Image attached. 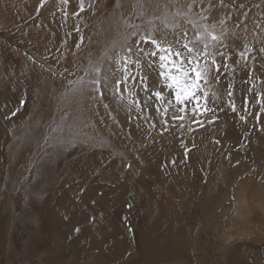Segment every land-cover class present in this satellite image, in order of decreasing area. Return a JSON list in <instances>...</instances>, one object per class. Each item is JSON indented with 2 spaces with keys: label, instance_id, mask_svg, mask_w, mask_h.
I'll use <instances>...</instances> for the list:
<instances>
[{
  "label": "rangeland",
  "instance_id": "obj_1",
  "mask_svg": "<svg viewBox=\"0 0 264 264\" xmlns=\"http://www.w3.org/2000/svg\"><path fill=\"white\" fill-rule=\"evenodd\" d=\"M116 2L83 0L80 11L81 0H0V264H264L258 198L245 228L235 219L231 229L225 211L238 187L264 192V113L255 103L264 93V0ZM189 4L195 19L225 21L219 83L209 89L219 98H209L215 111L199 117L203 127H172L170 109L165 130L159 102L146 105L138 82L113 88L123 75L116 61L135 31L129 24L162 28L158 18ZM98 62L111 76L102 96L75 83ZM137 71L150 87L158 79L146 62ZM192 163L202 177L186 197ZM210 229L241 240L219 246Z\"/></svg>",
  "mask_w": 264,
  "mask_h": 264
},
{
  "label": "snow or ice",
  "instance_id": "obj_2",
  "mask_svg": "<svg viewBox=\"0 0 264 264\" xmlns=\"http://www.w3.org/2000/svg\"><path fill=\"white\" fill-rule=\"evenodd\" d=\"M67 2V0H65ZM224 4V0H220ZM119 7V0L116 2ZM80 11H84L83 0H81ZM79 15V13H75ZM141 17L143 13L140 14ZM172 19L169 20L165 15L160 19L162 28L158 27L153 20L147 21V27L141 25L129 24L130 28L135 31L126 34L123 39L125 41V49L122 55H119L116 64L117 70L122 71L123 75L120 79L113 82V88L121 91V85H126L131 79L138 82L146 93H149L145 104L155 98L159 104L156 111L161 116V123L167 130L169 125L168 113L172 110L171 120L172 127L185 129V121L191 120L203 127V121L199 119L208 111H215L209 108V98L218 99V95L214 91H210L211 83H219V76L214 75V71L219 73L221 64L218 63L216 57H224L225 53L219 51L218 46L223 43L225 21L217 20L210 22V17L201 15L200 19H195L193 15V4L188 5L187 12L177 10L172 13ZM191 25L194 35H189V30L179 22ZM205 21V22H201ZM170 30V31H168ZM171 35V39H169ZM129 37L135 39L129 43ZM144 45H148L145 47ZM246 51H241L239 56L246 59ZM264 51V49H261ZM110 59L106 56L101 57ZM159 69L158 79L153 82L151 87L148 84V76L137 71L136 76H132L131 72L141 69L143 66ZM227 67V64L224 65ZM114 75V73H112ZM84 76L91 77L85 81L83 77L79 78L75 83L78 85L90 84L91 91L103 95V90L109 86L111 78L108 71L104 70L98 62L89 66L84 70ZM138 78V79H137ZM165 89L170 95H165ZM132 95H135L132 93ZM229 107L232 112H237L236 101L231 99L233 91L231 86L227 91ZM137 110H140V101L134 100ZM255 103L259 104V113H264V93H257ZM189 105H191L189 107ZM249 101L247 98L243 101L244 111L248 110ZM259 114L256 119L259 120ZM240 121L246 122L245 115L239 116ZM154 126V125H153ZM188 130H191L189 126ZM183 146V145H182ZM187 156V151L185 152ZM174 164L175 161H172ZM76 231H79L77 229Z\"/></svg>",
  "mask_w": 264,
  "mask_h": 264
},
{
  "label": "bare ground",
  "instance_id": "obj_3",
  "mask_svg": "<svg viewBox=\"0 0 264 264\" xmlns=\"http://www.w3.org/2000/svg\"><path fill=\"white\" fill-rule=\"evenodd\" d=\"M192 164L196 171L190 168L188 172L189 173L188 180L184 182L186 183L185 184L186 187L188 186V189H190L189 191H185L186 197H188L187 195H189L190 192H192L193 194L195 193L196 188L199 184V179H201L202 177V172L200 171V169H196V165L194 163ZM232 194H233L232 195V209L230 210L231 212H229L228 209L225 207V211L227 210L226 216L228 217L230 228L232 229V227H234L235 219L236 221H239L240 223L243 224L241 226L242 228H245L251 222V220L248 222V219H250V214H248V211H249V206L251 202H253L254 198L256 197L258 198L257 202L259 203V206L264 211V192L261 189L260 190L257 189L254 194L253 192L249 190V188L245 186H241V187H238L237 189H234ZM201 224H203L204 226H209L207 222H201ZM210 233L212 234V237L215 238V240H217L218 245L222 247H225L227 245L231 246L234 241L236 242L237 240H241L240 237L237 240H233L232 237H228L226 234H222L220 235L221 237H218L217 236L218 234H216L211 229H210ZM192 243H193V248L197 251L198 250L197 242L194 241Z\"/></svg>",
  "mask_w": 264,
  "mask_h": 264
}]
</instances>
